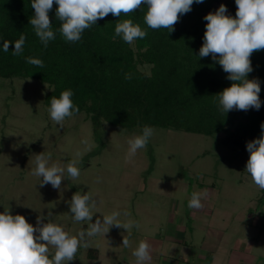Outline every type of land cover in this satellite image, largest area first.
I'll use <instances>...</instances> for the list:
<instances>
[{
    "label": "rangeland",
    "instance_id": "1",
    "mask_svg": "<svg viewBox=\"0 0 264 264\" xmlns=\"http://www.w3.org/2000/svg\"><path fill=\"white\" fill-rule=\"evenodd\" d=\"M47 91L48 84L37 79L0 77V212L9 208L35 227L37 216L47 223L51 211L49 222L74 236L88 227L70 213L75 192H89L96 201L92 223L95 214L129 213L118 217L133 224L128 230L110 226L105 236L89 238V247L99 249L97 260L89 262V247H80L67 264H137L132 252L142 240L153 245L151 264H198L209 250L217 264H228L233 254L240 264H264V189L244 171L246 149L225 145L222 135L154 127L146 148L128 162L127 141L140 134L137 127L104 122L96 137L92 121L81 112L60 128L44 103ZM42 152L52 153L49 166L66 169L78 160L79 177L65 173L59 190L40 187L31 171L35 154ZM194 192L207 194L201 210L188 207ZM48 247L51 259L55 249Z\"/></svg>",
    "mask_w": 264,
    "mask_h": 264
},
{
    "label": "trees",
    "instance_id": "2",
    "mask_svg": "<svg viewBox=\"0 0 264 264\" xmlns=\"http://www.w3.org/2000/svg\"><path fill=\"white\" fill-rule=\"evenodd\" d=\"M221 3L235 17V0H204L194 3L190 12L180 16L174 31L167 33L166 29L147 28L146 6H142L120 18L110 13L86 29L80 41L68 43L57 31L60 24L54 0L49 18L56 38L45 48L29 24L35 14L31 0H0V77L32 78L48 84L47 107L52 96L71 89L73 103L92 121L96 137L108 122L122 129L137 127L140 133L150 126L222 135L225 145L246 149L247 142L260 136L264 122V50L250 56L253 71L248 75L260 82V109L223 113L215 94L232 81L211 56L198 57L207 23L203 17ZM118 19L139 24L147 31L146 37L131 45L120 37L113 39ZM21 35L26 37L23 55H12L11 44L3 51L4 41L14 42ZM27 56L41 59L44 67L28 64ZM128 72L132 79L125 80ZM97 218L102 220L103 215L95 214L93 223ZM85 256L89 262L97 260L99 249L89 247Z\"/></svg>",
    "mask_w": 264,
    "mask_h": 264
},
{
    "label": "clouds",
    "instance_id": "3",
    "mask_svg": "<svg viewBox=\"0 0 264 264\" xmlns=\"http://www.w3.org/2000/svg\"><path fill=\"white\" fill-rule=\"evenodd\" d=\"M53 2L54 0H31L35 14L29 18V24L45 48L56 38L49 18ZM203 2L204 0H55L58 6L55 17L60 24L57 31L65 42L75 43L82 39V33L86 29L96 25L98 20L104 19L108 14L120 18L122 13L127 15L146 6L144 23L147 28L166 29L167 33H171L180 16L190 12L194 3ZM235 4V17L228 14V9L223 3L214 12L210 11L203 17L207 23L198 53L200 58L211 56L212 61L218 63L227 74V79L232 81L230 86L215 94L217 106L225 114L231 110H259L261 107L260 82L258 79H248V75L253 71L250 56L255 51L264 50V0H235ZM117 21L113 39L120 37L131 45L135 40L146 37L147 31L132 20ZM25 41L24 35L14 42L4 41L3 51L7 52L11 44L14 45L12 55L21 56L24 53ZM25 60L30 65L44 67L39 58L27 56ZM124 78L132 79V73H125ZM73 95V91L69 89L62 91L59 97L50 98L47 110L51 120L60 128L64 127L66 118L79 113V108L71 99ZM260 128V136L246 144L249 157L244 171L250 175L258 188L264 189V122H261ZM153 132L152 127L144 126L140 134H133L128 139L126 161L131 162L138 150L146 148ZM51 159L50 152L47 155L43 152L35 154L31 174L39 178L40 187L50 184L59 190L62 179L66 178L65 173L67 178L79 177L81 169L76 166L78 160L69 162L65 169L56 163L49 166ZM206 195L192 193L188 207L193 210L203 209L202 201ZM68 203L73 221L88 224L86 230L82 229L75 236L69 235L58 224L49 222L51 211L48 213L47 223L43 222L45 217L37 216L34 227L23 215H13L9 208H4V211L0 212V264H67L76 258L80 247H89V238L99 234L105 236L110 226L125 230L133 226L132 223L118 221L121 214L129 215L127 211H114L103 216L102 220L97 218L92 223V209L96 201L89 192H75ZM134 226L140 228L138 222H135ZM129 243L128 239H123L124 247H129ZM48 246L55 249L51 259ZM152 253L153 245L142 240L132 255L137 264H151Z\"/></svg>",
    "mask_w": 264,
    "mask_h": 264
},
{
    "label": "crops",
    "instance_id": "4",
    "mask_svg": "<svg viewBox=\"0 0 264 264\" xmlns=\"http://www.w3.org/2000/svg\"><path fill=\"white\" fill-rule=\"evenodd\" d=\"M261 224H262V222H261ZM181 225H183V223H181L180 225H177V226H181ZM212 246H213V244H212ZM214 252V251H213ZM213 252L211 251V250H209V252L207 251V254H206V256H208L207 258H201L200 257V259H199V263L198 264H217L216 263V259L214 258L215 257V255L213 254ZM249 255L247 252L246 253H243V254H238L239 256H241L242 255V257H244V255ZM233 256H234V254H233ZM233 256H231L230 257V259H229V262H228V264H240L239 262H240V257L236 260V261H234V260H232V257ZM254 257V256H253ZM247 260V259H246ZM252 260V259H251Z\"/></svg>",
    "mask_w": 264,
    "mask_h": 264
}]
</instances>
